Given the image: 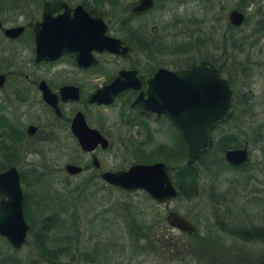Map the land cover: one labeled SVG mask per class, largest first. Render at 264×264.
Listing matches in <instances>:
<instances>
[{
    "label": "rangeland",
    "instance_id": "obj_1",
    "mask_svg": "<svg viewBox=\"0 0 264 264\" xmlns=\"http://www.w3.org/2000/svg\"><path fill=\"white\" fill-rule=\"evenodd\" d=\"M136 1L112 0L107 9L120 34L122 16ZM33 5L30 0H0V21L14 18L26 23L38 16ZM233 9L245 17L238 28L227 24V14ZM140 20L147 34H152L151 29L156 34L148 36L158 48L150 56L160 66L180 68L204 60L232 80L234 114L215 128L212 147L219 139L233 140L245 146L249 164L232 170L208 165L209 160L197 163L192 192L157 205L141 192L105 191L97 181L85 187L84 175L68 178L61 167L78 158L74 148H64V155L53 149L34 154L33 149L19 148L18 169L33 172L25 179L27 185L21 184L30 199L29 233L27 245L18 251L0 239V264H235L239 257L246 260V256L264 254V239L251 233L264 227V0H154V8ZM18 54L24 60L30 57L28 50H18ZM108 112L115 136L111 160L116 166L132 159L128 154L132 141L123 138L127 117H122L121 103ZM156 129L155 137L151 131L143 132L146 156L140 162L184 166L187 148L177 133L164 118ZM213 153L215 161L222 158ZM169 175L176 188V175ZM168 210L194 223L197 238L185 239L170 228L157 229L159 218L166 226ZM132 221L136 226L132 227ZM157 230L163 232L169 248L149 241ZM45 241L54 254L43 252ZM185 247L196 255L174 257V252H184Z\"/></svg>",
    "mask_w": 264,
    "mask_h": 264
},
{
    "label": "flooded vegetation",
    "instance_id": "obj_2",
    "mask_svg": "<svg viewBox=\"0 0 264 264\" xmlns=\"http://www.w3.org/2000/svg\"><path fill=\"white\" fill-rule=\"evenodd\" d=\"M45 1L49 0H30V2L35 3L32 9L37 11L38 16L31 18L26 23L22 24L14 18L0 21V174L9 169H14L22 194L21 212L28 230L25 237L26 242L18 250L27 245L28 222H30V214L28 215L30 199L26 192H23L21 184L24 182L25 185L26 177L33 173L30 171L24 173L18 169V159L21 152L19 148L26 149L24 147H27L33 149L34 154H39L43 150L51 151L53 149L57 150L59 155H64V148L66 147L74 148L78 152V158L73 161L69 160L61 167L62 172L68 178H77L84 175L86 180L84 183L85 187L89 184L91 186L94 181H97L102 190L108 191L115 188L101 180V174L114 172L119 169L125 170L131 164H151L140 162L146 156L141 145V139L146 136L143 134L146 130V134L151 131L150 134L154 133L155 137V133L158 131L156 125L159 119L164 118L171 130L175 131L182 139L178 130L165 116L147 112L138 106H132L137 95L144 92L146 81L153 76L157 69L179 72L190 69L197 63H202L211 68L223 81L230 84L232 89L231 116L226 122L217 124L213 128L211 139L215 128L226 124L234 114V84L230 78H224L223 72L217 69L216 66L201 60L184 64L180 68H166L151 59L150 54L152 51L157 53L156 49L158 48L154 47L155 43L148 36L156 34L153 29L148 31L152 34H147V30L140 19L154 8V0H150L151 6L141 12L132 11L140 0L129 6L128 12L122 16L124 21L120 22L121 34L114 27L117 21H114L115 18L107 11L112 6V0H62L68 9L79 6L86 16L85 18L82 14H78L76 20V17L70 19L71 22L69 24H75L79 29V34L82 33L79 38L77 37L79 34L75 36V45L71 38H64L66 43L64 45L69 47L68 49L75 48L74 54L76 58H72L69 53H62L54 59L35 62L33 26L40 20V6ZM98 9H104L105 11L100 12ZM238 12L241 13L240 11ZM60 13L61 11H58L57 14ZM241 14L243 15V13ZM87 18L89 20L99 19L103 24L105 37L121 42L127 49L126 54L115 55L107 51H96L92 46V41L97 37L99 29L97 23L93 24ZM244 19L243 15L242 23L234 27L228 22L227 18V24L231 28H238L243 24ZM17 27L21 28L19 34L15 36L5 34L6 31ZM50 31L51 29L49 28L44 30L43 41L46 48L56 45L59 40L57 37H51ZM18 50H28L30 57L24 60L18 54ZM120 72L124 73L123 81L127 87L116 94L110 104H97L91 101L92 96L99 89L113 82ZM117 103H121L122 117L124 115L127 117V120L125 119L127 133L123 135V138L132 141V145L130 143L131 149L128 150V154L132 159H124L125 163L122 162V164L113 166L111 157L115 136L113 124L109 121L112 115L108 111L115 107ZM28 116L30 117L28 118ZM23 117L26 118L23 119L24 123H21ZM99 136L105 141L104 147L99 141ZM83 147L88 150H83ZM235 148H245V146L239 145V147L228 149ZM247 153V164L239 168H245L249 164L250 156L248 151ZM66 165L77 166L80 168V172L70 176L64 171V166ZM175 190L177 195L174 199L178 196V191L176 188ZM141 193L146 194L144 192ZM0 201L7 202L8 198L0 195ZM152 201L157 205L170 202L167 201L160 204L154 200ZM169 211L172 210L167 212ZM180 216L193 226L194 234L188 235L179 232L168 227L167 224L166 229L170 228L177 231L185 239H195L198 236L197 226L182 215ZM261 228L264 229V227ZM256 230L251 231L255 236H257L255 234ZM0 239L5 242L2 237ZM49 243L48 241L44 242L45 245ZM7 246L12 251H18L12 249L8 244ZM182 254L184 257L188 255L190 258L196 255L189 251H176L174 252V257ZM203 254L208 255L210 253ZM246 258L244 260L239 257V261L235 264H264V254L246 256Z\"/></svg>",
    "mask_w": 264,
    "mask_h": 264
},
{
    "label": "water",
    "instance_id": "obj_3",
    "mask_svg": "<svg viewBox=\"0 0 264 264\" xmlns=\"http://www.w3.org/2000/svg\"><path fill=\"white\" fill-rule=\"evenodd\" d=\"M150 6V0H140L132 11L141 12ZM40 8V20L33 26L35 62L54 59L62 53H69L75 59V48L68 49L69 47L64 45L66 44L64 38H71L73 44L75 43L74 38L79 34V29L75 24L69 23L71 18L76 17V20L78 14L86 18L83 10L79 6L68 9L62 0L45 1ZM58 11L61 13L57 14ZM227 18L232 26L237 27L242 23L243 15L232 10ZM89 21L93 24L97 23L99 29L97 37L93 35L96 38L92 41L96 51H107L115 55L126 54L127 49L121 42L105 37L104 27L99 19ZM45 28L51 29L49 32L51 37L59 38L58 43L50 48H46L43 41ZM20 31L21 28L17 27L6 31L5 34L15 36ZM81 34L77 37L79 38ZM123 76L124 73L120 72L113 82L99 89L92 96L91 101L97 104H110L114 96L127 87ZM231 94L232 89L228 82L219 78L208 66L197 63L190 69L179 72L157 69L146 81L144 92L137 95L132 106L141 107L147 112L167 118L180 133L187 148L185 165L191 166L201 154L212 148L213 128L230 118ZM99 141L104 147L105 141L100 136ZM83 150L88 149L83 147ZM222 157L231 167H243L248 162V153L245 148L227 149L223 151ZM64 171L72 176L79 173L80 168L66 165ZM100 178L108 185L128 193L144 192L160 204L174 199L177 195L169 171L161 161L151 164H131L125 170L103 173ZM0 195L8 198L7 202L0 201V237L12 249L18 250L26 242L28 227L21 212L22 194L14 169L0 174ZM165 222L168 227L179 232L188 235L195 232L193 226L176 212H167Z\"/></svg>",
    "mask_w": 264,
    "mask_h": 264
},
{
    "label": "trees",
    "instance_id": "obj_4",
    "mask_svg": "<svg viewBox=\"0 0 264 264\" xmlns=\"http://www.w3.org/2000/svg\"><path fill=\"white\" fill-rule=\"evenodd\" d=\"M179 141H180L181 145L183 146V148H185L186 145H185V143L183 142V140L180 137H179ZM232 147H239V144L238 143H234L233 140H228V138L227 139H222V140L219 139V140L216 141V144L212 147V149H210L209 151H206L205 153L201 154L198 157L197 162L194 163L195 165L193 167L186 166V165L181 166L179 164L174 166V168L167 167V170L169 172H173L176 175V179L177 180H176L175 185H176V189L178 191L177 198L180 197L181 194H185V193L190 194L192 192L191 184L194 182V175L198 174L197 170L195 169V166H196L197 163H202L205 160H209L208 165L214 164V165H216L219 168H228V169H232V170L242 169V168H239V167H231V166H229L228 164H226L224 162V160L222 158H218V160L215 161V159L217 157H216L215 153H213V152H217V153L222 155V152L225 149L232 148ZM209 170H212V169L209 167ZM142 196L144 197V199L153 202L149 198V196H147L146 194H142ZM143 215H145V214H143ZM51 222L54 225L56 224V220L55 219H52ZM157 222H158L157 229H160V230H162L164 232V230L166 229V226L163 223V219L159 218V220ZM134 226H136V224L132 221V227H134ZM162 233L158 232V230H157V234H154L153 238L151 240H149L150 242H152L153 246L156 245V247H157V244L161 246V245H164L167 242V241H164L165 236ZM255 234L257 235L256 236L257 238L264 239V229L263 228H258L256 230ZM165 245H166L165 247H167V248L170 247L167 244H165ZM42 250H43V252L45 254L47 253V255H52L53 252H56V251L53 250V248H50L49 246H46L45 244H42ZM184 250L188 251V249H186V247L184 248Z\"/></svg>",
    "mask_w": 264,
    "mask_h": 264
}]
</instances>
